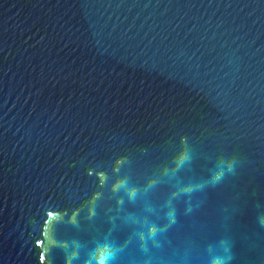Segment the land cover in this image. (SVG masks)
<instances>
[{
  "label": "water",
  "instance_id": "obj_1",
  "mask_svg": "<svg viewBox=\"0 0 264 264\" xmlns=\"http://www.w3.org/2000/svg\"><path fill=\"white\" fill-rule=\"evenodd\" d=\"M0 264H264V0H0Z\"/></svg>",
  "mask_w": 264,
  "mask_h": 264
}]
</instances>
